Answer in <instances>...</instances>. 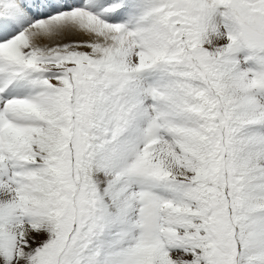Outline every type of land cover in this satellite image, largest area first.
Masks as SVG:
<instances>
[{"label": "snow or ice", "instance_id": "snow-or-ice-1", "mask_svg": "<svg viewBox=\"0 0 264 264\" xmlns=\"http://www.w3.org/2000/svg\"><path fill=\"white\" fill-rule=\"evenodd\" d=\"M0 264H264V0H0Z\"/></svg>", "mask_w": 264, "mask_h": 264}]
</instances>
